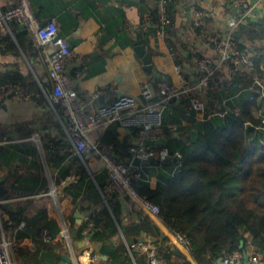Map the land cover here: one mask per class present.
Returning <instances> with one entry per match:
<instances>
[{
	"label": "crops",
	"instance_id": "crops-1",
	"mask_svg": "<svg viewBox=\"0 0 264 264\" xmlns=\"http://www.w3.org/2000/svg\"><path fill=\"white\" fill-rule=\"evenodd\" d=\"M16 1L0 0V12ZM29 1L37 24L42 26L54 21L59 37L65 39L70 47L72 59L66 73L80 98L98 90L104 91L102 96L92 102V108L109 105L120 96L132 97L138 104H142L139 86L156 77L164 78L179 87L180 77L175 71L177 61H182V64L188 62L186 56L194 50L199 56L216 59L212 45H208L206 40L216 32L226 30L230 19L240 17L239 11L235 15L230 11L225 12V0H178L172 9V26L167 29L166 38H161L157 34V22L154 23L152 18L146 32L140 30L141 20L153 10L152 0ZM196 13L203 14V26L198 28L204 30L197 34L195 30L187 31L188 21ZM253 16H261L263 19L262 5L253 10ZM10 29V33L0 32V82L25 85L24 89L33 94L29 100L6 99L0 103V186L3 189L0 201H7L0 206V215L3 222L11 223L12 228L21 226L20 231H17L19 247L15 253L18 263H60L64 248L48 243L45 237L47 234L51 236L49 231L45 230L41 238L32 233L35 226L31 221L40 214L43 222L50 221L54 225L50 231L54 234L51 237L56 238L61 219L70 232L76 228L78 233V229L87 224L85 217L94 219L95 213L98 215L105 208L112 221L120 226L116 224L117 233L111 241L114 240L115 245L118 241L127 246V235H122L121 228L126 231L138 227L142 218L147 217L152 228L151 232L145 234V240L155 244L156 248L162 241L160 237L168 239L170 236L157 216L146 215L123 197H115L110 201L112 204L109 211L99 193L106 180L102 161L98 157H89L84 166L79 156L70 149L62 117L54 115L51 104L42 93V90L50 91L44 58L50 54L51 48L34 49L32 38L26 31L12 24ZM7 35L13 46L9 48L12 49H7L2 43V38ZM139 37L144 39V49L150 58V73L143 70L141 59L134 51V48L140 46ZM260 45L264 47V41ZM77 74H80L79 78ZM227 76L223 74V81L218 88L205 95L207 111L210 112L208 120L224 118L229 110L226 102L243 94L240 90H229ZM250 90L258 94L257 107L252 110V114L261 120L264 118V83H253ZM234 105L237 110V102ZM222 107H226V110H222ZM54 108L59 113V106L55 105ZM200 118H193L186 103L172 104L163 113V146L175 149L179 143L188 144L196 135V123L200 122ZM109 129L118 142L129 145L126 152L113 144L102 142ZM255 131L264 129L259 126ZM136 135L135 130L102 124L88 134V139L99 146H111L113 157L127 162L130 160L128 150L135 143ZM33 137L38 138V142L31 140ZM172 164H177L174 158L166 160L162 165L153 161L147 165L134 164L137 178L133 183L137 185L144 182L151 188L164 184L174 171ZM76 211L81 214V220L74 218ZM86 231L87 225L83 236ZM140 237L129 239L138 240ZM102 245L105 244L92 242L91 239V246L97 253ZM177 250L192 262L188 252L179 248ZM37 251V259H33ZM155 262L162 264L160 260ZM101 263L99 258L97 264Z\"/></svg>",
	"mask_w": 264,
	"mask_h": 264
},
{
	"label": "built area",
	"instance_id": "built-area-1",
	"mask_svg": "<svg viewBox=\"0 0 264 264\" xmlns=\"http://www.w3.org/2000/svg\"><path fill=\"white\" fill-rule=\"evenodd\" d=\"M152 1L157 15V34L161 38H166L167 29L172 26L173 21L167 9L170 0ZM261 5L263 8L264 0H230V8L237 9V12H240V17L230 19L226 30L218 31L206 40L208 45H212L216 59L199 56L196 54V50L190 52L192 57L188 62L177 65L175 68L180 77V86L176 87L161 77L148 80L139 86L142 104H138L132 97L120 96L109 105L92 108V102L102 96L103 90L95 91L81 99L66 73V68L72 59L70 47L65 39L59 37L54 21L42 26L37 24L29 0H17L0 12V32L10 33V24L14 23L17 26H22L23 30L30 35L34 49L51 48L50 54L44 58L50 91L42 90V93L51 104L54 115L58 118L62 117L61 122L66 141L73 154L79 156L84 166H86L89 157H98L102 161L106 180L102 188L99 189V193L107 209L110 211L112 204L110 201L115 197H123L146 215L157 216L159 208L140 196L135 190L133 181L137 178V173L133 161L138 160L140 165H147L150 161L162 165L168 158H174L179 164L180 153L175 152L171 155L164 146L146 145L147 141L163 140L164 111L172 104L186 103L190 114L194 119H198V116L207 112L205 95L218 88L223 81V74L228 75L229 84L236 77H248L254 74L252 62L254 53L241 52L237 49L235 33L241 23L246 24L249 19L262 18L253 16V10ZM202 15L196 13V16L189 19L188 32L203 26ZM150 22L151 16L148 14L141 20L140 30L146 32ZM220 72L221 75H219ZM77 77L79 78L80 74H77ZM253 83L259 84L261 81L255 78ZM31 97H33L32 93L27 92L16 83L0 84V103L6 99L25 101ZM55 105L59 106V113L54 108ZM102 124L106 126L113 124L121 129L137 132L135 143L128 150L129 161L121 162L114 158L111 146H99L97 143L89 141L88 134ZM261 126L264 129V118L261 119ZM31 140L38 142L36 137ZM4 202L7 201L1 200L0 206ZM85 221L87 231L81 240L84 242L93 230L89 216L85 217ZM20 229L21 226L12 228L9 221L3 222L0 215V264H17L15 253L19 247L17 231ZM45 238L51 245L63 247L64 254L69 256L71 264H97L99 261V255L92 248L91 241L85 242L83 248L74 250L73 244L76 241L62 219L57 237L52 238L47 234ZM167 240L171 249L179 248L187 252V242L183 236L170 233ZM126 248L131 264H136L135 252L144 254L148 259H151V264H157L154 259L155 244L152 242L144 239L143 243L126 245ZM244 257L245 255L235 252L211 264H244ZM247 264H264V262H260L257 257L248 255Z\"/></svg>",
	"mask_w": 264,
	"mask_h": 264
},
{
	"label": "trees",
	"instance_id": "trees-1",
	"mask_svg": "<svg viewBox=\"0 0 264 264\" xmlns=\"http://www.w3.org/2000/svg\"><path fill=\"white\" fill-rule=\"evenodd\" d=\"M177 1L170 0L167 5L172 19V9ZM228 5L230 0H225V12H229ZM150 15L156 23L154 6ZM200 30L203 29H195L196 34ZM237 34L240 35L239 39L236 38L237 49L241 52L252 50L250 52L254 53V74L236 77L227 87L232 92L240 90L243 94L226 102L229 110L224 118L208 120L210 112L203 114L202 121L196 123V135L188 144L179 143L175 149L168 147L171 155L178 152L181 159L179 164H172L174 171L166 183L154 188L144 182L133 183L140 196L159 208L157 218L164 227L172 234L183 236L194 264L215 263L235 252L264 262V131H255L261 126V120L252 114L257 107L258 94L250 90L255 78L264 83V47L260 45L264 41V20L249 19L246 24L238 26ZM142 39L139 37L138 43L145 47ZM2 43L7 49L13 48L9 35L2 38ZM191 57L188 54L186 60ZM177 64L182 65V61L178 60ZM22 87L25 88V85ZM236 102L237 110L234 108ZM110 131L107 130L102 142L126 152L129 145L118 142ZM42 217L40 214L31 221L35 226L32 233L41 238L47 230L51 236L54 235L50 231L54 225L50 221L43 222ZM94 217L90 219L93 226L91 234L94 233L92 242L106 244L116 235L117 222L112 221L105 208L98 215L95 213ZM86 225L78 229L74 237L76 242L84 238ZM151 228L150 220L144 217L140 226L126 229L125 237L137 238L151 232ZM167 241L164 238L156 245L154 259L162 264H193L179 250L171 249ZM38 243L41 245L40 239ZM38 253L32 258L37 259ZM134 259L136 264H151V259L138 252L134 253ZM107 264H131L122 243L117 241Z\"/></svg>",
	"mask_w": 264,
	"mask_h": 264
},
{
	"label": "water",
	"instance_id": "water-1",
	"mask_svg": "<svg viewBox=\"0 0 264 264\" xmlns=\"http://www.w3.org/2000/svg\"><path fill=\"white\" fill-rule=\"evenodd\" d=\"M227 9L234 15L237 13V9L230 8L229 5L227 6ZM263 20H264V17H263ZM19 27L21 29H23L22 26H19ZM235 37L239 39L240 35L239 34H235ZM134 51H135L136 55L141 59V62L143 64V70L145 72H147V73H150L151 70H152V67H151V64H150V58H149V55L146 53L144 47L143 46L136 47V48H134ZM49 52H51V50H49ZM146 145L147 146H153V145H155V146H163V140H158V141H155V142L147 141ZM168 159H170V158H168ZM174 161L176 162L175 159H174ZM134 164L138 165L139 161L135 160ZM1 182L2 181L0 180V183ZM2 192H3V189L0 186V197L2 195ZM74 218H77V219L81 220L82 216H81V214L79 212L76 211L75 214H74ZM154 230H156V234L158 235L159 232H158L156 227H154ZM121 232H122V235H124L125 234V229L121 228ZM76 233H77V229L76 228L72 229L71 232H70L72 237H74L76 235ZM93 235H94V233L90 234L88 237H86V239H85L86 241L85 242L91 241V239L93 238ZM144 239H145V234H141V237L138 240H131L129 238H126V241H127L128 246H132V245H135V244H138V243H143ZM160 239L163 240L164 238L160 237ZM113 241H109L107 244L102 245L99 248V250H98L99 258L103 262L101 264H104V262L107 261L108 257H112L113 251H114V248H115V244H114ZM85 242L84 241L74 242V244H73L74 250H79V249L83 248V246L85 245ZM243 263L244 264L248 263V256L244 257ZM59 264H71V260H70L69 256L66 255V254L60 255V263Z\"/></svg>",
	"mask_w": 264,
	"mask_h": 264
},
{
	"label": "rangeland",
	"instance_id": "rangeland-1",
	"mask_svg": "<svg viewBox=\"0 0 264 264\" xmlns=\"http://www.w3.org/2000/svg\"><path fill=\"white\" fill-rule=\"evenodd\" d=\"M254 115H255V112H254ZM123 245H124V243H123ZM124 247H125V245H124ZM15 261H16L17 264H19L16 255H15Z\"/></svg>",
	"mask_w": 264,
	"mask_h": 264
}]
</instances>
